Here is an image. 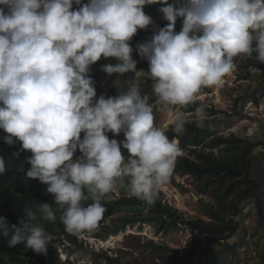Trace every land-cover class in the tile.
I'll list each match as a JSON object with an SVG mask.
<instances>
[{"label": "clouds", "instance_id": "obj_1", "mask_svg": "<svg viewBox=\"0 0 264 264\" xmlns=\"http://www.w3.org/2000/svg\"><path fill=\"white\" fill-rule=\"evenodd\" d=\"M153 4L164 5L159 11L168 24L136 45L148 62L146 72L138 71L130 41L153 25L144 11ZM240 56L264 63V0H0L4 142L19 141L31 153L25 176L48 186L65 232H90L106 211L101 201L118 187L154 204L183 155L157 126L153 98L183 134L189 121L180 109L197 104L203 89L222 86ZM102 57L115 61L101 67L109 76L133 74L126 87L114 81L117 96L97 97L90 70ZM142 75L152 81L151 95H142ZM193 115L198 127L207 126L203 105ZM6 171L0 156V176ZM41 219L57 220L51 204L25 209L19 226L0 216V234L8 247L46 254L52 235Z\"/></svg>", "mask_w": 264, "mask_h": 264}, {"label": "trees", "instance_id": "obj_2", "mask_svg": "<svg viewBox=\"0 0 264 264\" xmlns=\"http://www.w3.org/2000/svg\"><path fill=\"white\" fill-rule=\"evenodd\" d=\"M87 3V0H83ZM170 4L175 0H168ZM164 6L161 4L146 5L144 11L152 17L153 25L147 29H138L137 34L130 41L133 47V59L137 61V70H148V62L142 59L136 52V45L151 39L155 26L164 27L168 21L163 19V14L159 9ZM74 9L78 6L73 5ZM181 29V21L178 20L175 31ZM112 59L101 58L96 64L91 66L90 75L95 80L97 97L102 90V84L108 74L101 70L102 65L114 63ZM250 64L264 67V63L258 62L254 57L250 60ZM133 75L131 73H127ZM112 77H116L113 75ZM151 81V80H150ZM189 106L187 111L194 110L197 106ZM204 106V105H203ZM215 114V113H214ZM214 120L206 123V127L200 128L195 121H189L183 134H176L171 126L165 131L170 139L179 138L181 148H188L189 153L184 154L177 159L174 170L183 174H190L196 179L208 177V185L212 182L223 183L228 177H232L226 189L220 194L221 202L218 208H212L203 205L205 214L209 220L203 217L196 219H186L181 211L163 201V197L159 192L158 199L152 205H148L123 192L122 196L113 199L108 194L101 201L106 211L102 215L98 224L104 223L106 237L109 234H116L124 230L128 225L136 222L153 223L158 233L169 229H180L184 225L192 224L201 234L206 236V243L203 239L194 238L181 254L180 249H170L161 244H156L166 248L162 262L160 264H192L194 261L205 257L211 258L212 255L218 253L220 249L233 248L230 245V238L237 235L241 229V223L238 219L243 210L241 206L243 201L253 196L256 198L260 218L259 226L264 223V210L260 195H258L259 182L252 177V160L249 157L254 149L262 144L259 141H252L244 137H240L235 133L230 136L216 135L214 129ZM7 135L0 130V156L5 157L6 174L0 176V216L7 219L9 226L17 225L19 219L24 215L25 209H35L37 204L49 203L56 211L57 220L55 222L43 221L40 223L45 227L46 231L52 235V243L48 247V256L45 254H36L31 249H26L23 244L17 247H8L7 239L0 234V264H68L67 261L60 259L58 246L54 245L55 240H63L62 238L77 241L78 235L65 232L64 225L59 221L60 211L58 206L53 202L52 194L47 193V185L42 184L37 179L29 180L25 176V172L30 168H23L19 164L21 157H29L31 153L21 150V142L17 141L14 145L9 146L4 142ZM83 136V133L81 134ZM109 139H117L122 136H113L108 133ZM219 148L223 150L222 155H218L212 149ZM19 152L17 158H13V154ZM77 155H80L79 151ZM237 187V188H236ZM122 188V187H121ZM237 189L236 193L233 189ZM124 191V188H122ZM146 214H142L143 210ZM125 210L127 213L122 212ZM120 214V223L109 225L107 219ZM97 224V225H98ZM55 236H57L56 239ZM64 236V237H62ZM219 247V249H218ZM113 262H119L118 258L106 255ZM264 258V257H263ZM121 264V262H119Z\"/></svg>", "mask_w": 264, "mask_h": 264}, {"label": "rangeland", "instance_id": "obj_3", "mask_svg": "<svg viewBox=\"0 0 264 264\" xmlns=\"http://www.w3.org/2000/svg\"><path fill=\"white\" fill-rule=\"evenodd\" d=\"M253 57L235 58L236 70L225 78L222 86L203 89L197 103L204 105L206 109V123L211 120L215 121L216 135L230 136L235 133L240 137L263 144L264 136L262 137L260 134V129L261 125H264V67L250 64ZM132 76L130 74H124L123 77L107 75L102 84L100 95L103 94L106 98L119 95L120 89L113 86L114 81L118 79L121 87H126L125 80ZM141 83L142 95H151L152 81L145 80V76L142 75ZM151 102L155 111L156 124L165 132L170 127L168 115L170 110L168 108L161 109L155 103V98ZM189 106L180 110L184 111L188 121H195L193 115L195 109L187 111ZM191 106H196V104ZM123 139L122 133V136H119L117 140ZM175 139L180 144V139ZM212 151L218 155L223 154V150L219 148H213ZM122 152L127 157L126 150L122 149ZM183 152L188 154L189 149L183 148ZM249 157L252 160V177L259 182L257 193L260 195L264 210V146L256 147ZM27 158L21 157L19 164L28 169L31 165L26 162ZM232 180L233 178L230 176L223 183L212 182L208 185V177L196 179L190 174L174 170L169 182L162 186L159 192L163 201L177 207L186 219L203 217L209 220L203 205L218 208L221 202L220 194ZM236 188L233 189L234 193L237 191ZM123 192L129 195L126 188L123 191L121 187H118L110 197L114 199L116 193L122 196ZM241 206L243 210L238 217L241 229L229 240L230 245H234V247L222 248L211 258L205 257L192 264H254L250 243H246L250 236H256L262 245L261 263L264 264V223L259 226L260 214L256 198L253 196L247 198ZM122 212L123 214H132L125 210ZM141 213L146 214L147 211L144 209ZM119 217L121 215L116 214L107 219V223L116 225L120 223ZM103 224H98L90 232L78 235L77 241L67 238L55 240L54 245L58 246L60 259L67 261L68 264H119V262L121 264H160L165 251L169 252V250L156 244L167 246L170 252L171 249H180L183 254L189 242L194 238L203 239V242L206 243V236L192 224L184 225L180 229H169L158 233L153 223L136 222L128 225L119 233L109 234L107 237ZM56 238L57 236L54 239ZM107 254L118 258L119 262H112L106 256ZM45 255L48 256V252Z\"/></svg>", "mask_w": 264, "mask_h": 264}, {"label": "built area", "instance_id": "obj_4", "mask_svg": "<svg viewBox=\"0 0 264 264\" xmlns=\"http://www.w3.org/2000/svg\"><path fill=\"white\" fill-rule=\"evenodd\" d=\"M117 196H120L119 193H116ZM246 243H250L252 256L254 258V264H263L261 263L262 253L261 246L256 236H250V238L246 241Z\"/></svg>", "mask_w": 264, "mask_h": 264}, {"label": "crops", "instance_id": "obj_5", "mask_svg": "<svg viewBox=\"0 0 264 264\" xmlns=\"http://www.w3.org/2000/svg\"><path fill=\"white\" fill-rule=\"evenodd\" d=\"M263 124H264V123H263ZM260 134H262V137L264 136V125H261ZM259 146L263 147V146H264V141H263V144H261V145H259ZM260 246H261V248H262V245H260Z\"/></svg>", "mask_w": 264, "mask_h": 264}]
</instances>
